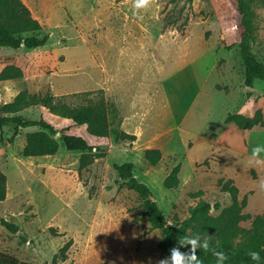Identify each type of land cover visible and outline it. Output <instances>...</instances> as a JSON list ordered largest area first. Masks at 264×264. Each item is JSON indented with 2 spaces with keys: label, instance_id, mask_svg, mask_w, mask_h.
I'll return each mask as SVG.
<instances>
[{
  "label": "rangeland",
  "instance_id": "rangeland-1",
  "mask_svg": "<svg viewBox=\"0 0 264 264\" xmlns=\"http://www.w3.org/2000/svg\"><path fill=\"white\" fill-rule=\"evenodd\" d=\"M23 1L49 39L31 49L0 46V74L10 65L23 70L22 77L0 79V117L3 104L24 90L93 91L111 103L112 125L99 137L41 105L20 111L85 137L101 156L82 173L81 152L64 144L55 155H21L26 133L40 127L0 126V170L7 176L0 219L19 226L14 234L0 222V251L26 264H52L56 257L59 264H157L165 258L161 230L141 217L144 199L114 167L127 161L153 190L168 223L184 221L201 201L220 203L190 236L216 242L228 219L242 215L238 226L249 229L253 217L264 214V153L259 161L252 157L254 146H264V126L225 122L230 113L254 117L258 110L264 119V80L245 83L237 0H153L138 12L134 0ZM249 2L251 53L264 62V0ZM132 110L140 113L129 121L131 130L140 125L137 139H120L116 133ZM150 147L162 152L156 165L145 157ZM177 165L179 184L167 188L164 179ZM227 182L238 187L234 209L223 190Z\"/></svg>",
  "mask_w": 264,
  "mask_h": 264
},
{
  "label": "trees",
  "instance_id": "trees-1",
  "mask_svg": "<svg viewBox=\"0 0 264 264\" xmlns=\"http://www.w3.org/2000/svg\"><path fill=\"white\" fill-rule=\"evenodd\" d=\"M238 9L241 13V54L245 63V83L248 87L255 85L256 79L264 80V62L257 59L251 53V42L254 39L253 9L249 0H237ZM44 26L36 18L29 6L23 0H0V46L19 48H36L43 46L49 39V34H41ZM23 70L20 67L10 65L6 66L0 74V79H12L22 77ZM93 91L75 92L72 94L55 95L51 92L31 94L27 90L17 94L12 102L4 103L2 109L5 115L0 117V126L9 123L16 127H40L39 130L26 133V140L21 151L23 156H43L55 155L62 144L68 150L80 151L79 172L82 173L88 165L101 156L93 152L94 146L91 145L85 137L78 134L68 133L67 129H57L53 124L43 117L34 119L20 113L24 108L31 106H44L51 113L71 119L75 125H87L88 131L95 136H107L110 133L112 120L110 119L111 103L106 96L100 92L97 97L91 96ZM84 96L82 102H76V97ZM226 123L235 122L240 128H252L255 125L264 126V119L261 111H257L254 117H246L243 114H228ZM61 132L60 138L56 135ZM116 135L120 139L134 141L137 139L135 134L119 130ZM146 159L156 165L162 158V152L159 148H147L145 150ZM115 169L119 177L132 190L139 193L144 199L142 203L143 210L141 217L148 218L152 228L161 230V240L159 246L164 257L170 256V249L178 246L177 241L181 236H190L189 229L197 222L205 221L209 223L212 219L209 212L212 208H219L220 203L214 204L201 201L197 206L190 209V216L184 221L172 224L168 223L167 218L157 201L152 199L153 190L146 183L135 175V163L127 161L124 163H115ZM180 165L175 166L164 179V185L167 188H173L179 184ZM224 191L230 192L234 209L238 204V187L230 185L229 182L223 186ZM7 197V176L0 170V201ZM240 215L236 218H230L225 225L219 228V239L213 241L210 250L204 252L197 250V254L203 260L204 264H216V258L212 253V248L216 251H223L227 254L228 260L224 264H264V214H258L252 219V226L249 229L241 228L238 222L242 220ZM0 222L10 232L16 234L19 226L5 218ZM237 231V232H236ZM240 236L239 241L234 239ZM70 242H68L60 253V258L65 259L66 252ZM190 246L180 248L181 252L189 251ZM250 251H256L260 254V260H252L248 255ZM57 258V257H56ZM52 264H59L57 259ZM0 264H26L9 254L0 251ZM49 264V263H45Z\"/></svg>",
  "mask_w": 264,
  "mask_h": 264
},
{
  "label": "clouds",
  "instance_id": "clouds-1",
  "mask_svg": "<svg viewBox=\"0 0 264 264\" xmlns=\"http://www.w3.org/2000/svg\"><path fill=\"white\" fill-rule=\"evenodd\" d=\"M153 0H134L133 7L137 12L140 9H147L151 6ZM261 153H264V146L256 145L252 149V157L260 160ZM178 246L170 249V256L165 257L157 262V264H204L203 260L197 254V250L207 252L210 250L211 237L201 238L199 235L195 236H181L177 241ZM190 246L189 251L181 252L180 248ZM212 253L216 258V264H224L228 260V256L223 251H216L212 248ZM248 255L252 260L259 261L260 254L256 251H250Z\"/></svg>",
  "mask_w": 264,
  "mask_h": 264
},
{
  "label": "crops",
  "instance_id": "crops-1",
  "mask_svg": "<svg viewBox=\"0 0 264 264\" xmlns=\"http://www.w3.org/2000/svg\"><path fill=\"white\" fill-rule=\"evenodd\" d=\"M198 93V92H197ZM197 95V94H196ZM195 96V95H194ZM168 103L169 104H171V102L169 101V99H168ZM184 105H187V104H185L184 103ZM189 106V105H188ZM133 111V110H132ZM135 112V110L132 112V113H130V114H128V116L126 117V119L124 118V121H123V123H122V129L121 130H124V131H126V132H128V133H131V134H135L136 136L138 135V131H139V128H140V125H138V124H136V123H134V124H132V127L134 128V129H130V123H129V121L132 119V118H134V116H135V118L134 119H136L137 118V115L138 116H140V113L138 114V113H134ZM236 128H237V125L236 124H230V127H229V129H232L233 131L234 130H236ZM238 135V134H237ZM231 141V140H230ZM236 142H241L240 140H237ZM151 148V147H150ZM153 148H155V147H153Z\"/></svg>",
  "mask_w": 264,
  "mask_h": 264
},
{
  "label": "water",
  "instance_id": "water-1",
  "mask_svg": "<svg viewBox=\"0 0 264 264\" xmlns=\"http://www.w3.org/2000/svg\"><path fill=\"white\" fill-rule=\"evenodd\" d=\"M57 135H59V133H57Z\"/></svg>",
  "mask_w": 264,
  "mask_h": 264
}]
</instances>
